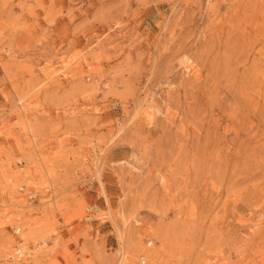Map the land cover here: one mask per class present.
Wrapping results in <instances>:
<instances>
[{
	"label": "rangeland",
	"instance_id": "374dc122",
	"mask_svg": "<svg viewBox=\"0 0 264 264\" xmlns=\"http://www.w3.org/2000/svg\"><path fill=\"white\" fill-rule=\"evenodd\" d=\"M0 264H264V0H0Z\"/></svg>",
	"mask_w": 264,
	"mask_h": 264
},
{
	"label": "bare ground",
	"instance_id": "6f19581e",
	"mask_svg": "<svg viewBox=\"0 0 264 264\" xmlns=\"http://www.w3.org/2000/svg\"><path fill=\"white\" fill-rule=\"evenodd\" d=\"M19 250H20V248L17 250V252H18V253H20V251H19Z\"/></svg>",
	"mask_w": 264,
	"mask_h": 264
}]
</instances>
